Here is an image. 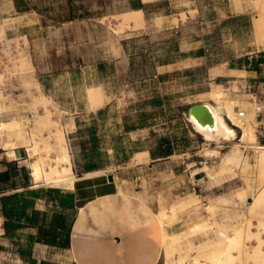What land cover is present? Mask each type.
Instances as JSON below:
<instances>
[{"label":"rangeland","instance_id":"obj_1","mask_svg":"<svg viewBox=\"0 0 264 264\" xmlns=\"http://www.w3.org/2000/svg\"><path fill=\"white\" fill-rule=\"evenodd\" d=\"M25 1L30 9L17 11L16 16H21L18 23L0 18V123L18 117L33 123L34 113L28 106L30 91L23 86L25 81H31L53 103V118L66 132L73 166L83 160L81 142H89L92 128L98 139L99 156L95 162L102 174L120 170L128 180L136 177V194L142 204L148 203L156 213L175 202L188 204L172 231L180 232L194 223L208 221L210 229L206 233L189 237L199 243L214 238L220 226H231L238 211L246 214L245 205L252 202L251 196L247 203L234 198L236 190L244 186L242 177L215 185L207 171L195 173L207 165L219 168L236 144L251 157L255 148L241 142L243 131L237 126L235 141L207 142L185 115L195 104L211 103L205 94L212 90V83H220L228 92L238 91L252 103L250 124L255 144L263 145L264 87L246 73L211 79V72L219 67L226 74L233 62L252 56L254 51H264L255 27L258 19L264 17V10L251 0H162L143 10L145 27L119 32L115 16L133 9L136 0ZM201 49L203 56L198 54ZM20 57L32 68L16 75L13 62ZM93 86L101 87L107 98L95 110L90 109L87 99V89ZM33 92L37 93L35 86L31 88ZM235 93L230 91V96ZM156 98L162 105L151 103ZM70 122L74 125L70 126ZM228 123L232 126L231 121ZM135 124V131L127 129ZM161 139L171 140L174 154L148 159L143 162L145 165L136 164L133 173V153H159ZM1 141L0 136V147ZM86 146L90 149L93 144ZM212 149L218 153L207 154ZM25 152L21 150L14 159L5 154L0 169L16 162L26 168L33 187L29 165L16 160L29 159L26 149ZM74 173L76 177L80 175L78 171ZM33 188L67 191L46 185ZM221 195L231 200L210 213L207 206ZM253 222L256 224L257 220ZM189 239L181 243L175 254L171 242L163 240V247L170 250L168 257L164 254L165 264L190 254ZM0 264L9 263L3 260Z\"/></svg>","mask_w":264,"mask_h":264},{"label":"bare ground","instance_id":"obj_2","mask_svg":"<svg viewBox=\"0 0 264 264\" xmlns=\"http://www.w3.org/2000/svg\"><path fill=\"white\" fill-rule=\"evenodd\" d=\"M141 1L154 3L161 0ZM251 1L264 10V0ZM184 14H182V18H184ZM115 18L119 22V30H117L119 32L127 28L138 30L145 26L142 9H131L116 15ZM255 27L257 40L264 47V17L258 19ZM13 63V71L16 72V75L32 68L22 57ZM218 73H221V70L217 67L213 68L211 76L215 77ZM244 73V71L236 70L230 72L232 75L240 76ZM212 84L213 88L209 92L212 104H206L215 119V126L213 128H202L193 121V127L207 142L220 144L222 141L231 142L237 139V132L234 128V126H237L243 131L241 142L252 145L255 152L253 157L245 155L241 147L236 144L225 155L219 168L211 169L207 165L203 169L207 171L210 182L215 185L225 184L242 177L244 186L236 190L234 198L247 203L249 196H251L252 202L245 205V215H242L239 211L237 212L236 220L231 226H220L214 238H207L199 243H195V240H191L189 237L206 233L210 229L208 221L194 223L180 232L171 230L181 220V216L188 207V204L184 201L175 202L170 206H163L157 213H149V217L143 223L157 227L162 232L164 242L166 240L171 242V251L174 254L178 251L181 243L189 239L190 254L175 257L166 264H264V145L255 144L256 136L250 124L253 118L252 103L244 98L242 94H239L238 91L230 90L236 92L235 95L230 96V91L228 92L222 84ZM23 86L30 91L31 97L28 106L34 113L33 123L30 124V120L26 117H24L26 119L18 117L12 118L10 121L7 120V122H1V145L7 150V155L13 159L16 157L17 148H26L29 158L26 163L31 171L34 182L33 187L46 185L73 190L78 177H76L73 170L72 155L66 132L60 122L53 118L54 112L51 109L53 103L43 94L38 84L25 81ZM33 86L37 89L36 94L34 92V94H31ZM87 99L92 110L102 107L107 101L99 86L87 89ZM40 108L43 109V112H40ZM55 114L60 116L58 113ZM228 120L231 121L232 126L228 123ZM69 125L73 126L74 124L70 122ZM215 153H218V151L207 150L209 155ZM148 159V151H138L132 163L141 164ZM102 173L103 171L99 170L88 172L85 175L93 177ZM230 200L226 196H218L207 206V210L214 213L216 209L225 206ZM254 219L257 220L256 224L253 222ZM254 227H256L255 230ZM142 254H138L136 259L139 256L141 258ZM164 254L167 257L170 255V250L167 247L164 249ZM138 261L139 259L136 262Z\"/></svg>","mask_w":264,"mask_h":264},{"label":"crops","instance_id":"obj_3","mask_svg":"<svg viewBox=\"0 0 264 264\" xmlns=\"http://www.w3.org/2000/svg\"><path fill=\"white\" fill-rule=\"evenodd\" d=\"M139 1L144 5L152 4ZM16 14L18 13L14 0H0L2 20L12 19L18 23L21 16ZM8 15L14 17L7 18ZM257 53L259 52L254 51L251 55ZM235 70L244 71L248 77L257 79V82L264 87V82L260 81V78H263L264 67L261 73L229 68L226 74L218 73L211 79L236 77L237 75L230 74ZM209 92L205 95H209ZM202 103L208 102L202 101ZM209 104H212V101ZM25 149L17 148L16 157L21 150L26 153ZM0 151H4L0 154L2 160L7 150L0 147ZM148 152L152 161L151 153ZM136 153L135 151L130 157V162L133 161ZM16 160L22 165L26 163L25 159L16 158ZM133 165L130 169L136 173V163ZM149 167L155 166L149 165ZM202 169L199 168L195 175L206 174ZM73 170L75 172L74 166ZM85 174L87 173L78 175L73 190L65 191L74 195L76 212L68 249L35 242L30 256H22L20 248L29 243L30 236L38 235V229L28 227L21 229L15 238L5 237V219L0 204V263L4 260L9 264H144L145 262V264H161L162 261L165 264L162 232L155 226L143 223L149 217V213L156 212L152 211L148 203L143 201L142 204V200L136 194V184H134L136 177L132 179L135 182L128 180L125 172L120 170L116 174L108 173L93 177H87ZM109 176L113 177V182L109 181ZM36 209L51 214L61 208L56 200L44 199L36 201ZM141 253L143 257L139 256V261L136 262L138 260L136 257Z\"/></svg>","mask_w":264,"mask_h":264},{"label":"trees","instance_id":"obj_4","mask_svg":"<svg viewBox=\"0 0 264 264\" xmlns=\"http://www.w3.org/2000/svg\"><path fill=\"white\" fill-rule=\"evenodd\" d=\"M14 2L18 12L29 11L30 8L25 0H14ZM146 6L136 0L133 9L144 10ZM203 53L202 49L198 52L199 56H203ZM263 67L264 51L252 56H245L238 60L236 64L233 62L230 65L231 69H246L258 73L262 72ZM260 81L264 82V77L260 78ZM151 103L157 106L162 105V101L157 98L152 100ZM127 129L135 131L136 124L127 127ZM93 131L91 128L89 142H81L83 160L75 162V171H78L80 175L100 169V166L95 162L99 152L96 145L98 139ZM87 143L93 144V146L89 149L86 146ZM262 144L264 145V139ZM159 150V153L150 150L153 159L172 156L174 151L171 140L161 139ZM5 166V170L0 169V204L5 219V237L15 238L21 229L28 227L38 229V235L30 236L29 243L20 248V254L24 257L30 256L35 242L59 249H68L76 213L74 195L60 189H31L29 175L25 167H19L16 162L6 163ZM44 199L56 200L61 209L54 210L51 214L37 210L36 201Z\"/></svg>","mask_w":264,"mask_h":264},{"label":"water","instance_id":"obj_5","mask_svg":"<svg viewBox=\"0 0 264 264\" xmlns=\"http://www.w3.org/2000/svg\"><path fill=\"white\" fill-rule=\"evenodd\" d=\"M185 116L188 122L192 125L194 121L202 128H213L215 126V119L208 105L205 103H199L191 106ZM113 180V177L109 176V181L113 182Z\"/></svg>","mask_w":264,"mask_h":264}]
</instances>
